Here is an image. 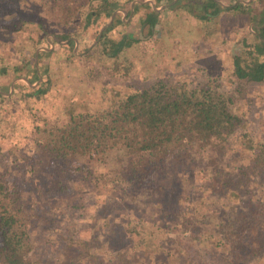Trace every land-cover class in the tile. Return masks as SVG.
Segmentation results:
<instances>
[{
	"label": "trees",
	"instance_id": "1",
	"mask_svg": "<svg viewBox=\"0 0 264 264\" xmlns=\"http://www.w3.org/2000/svg\"><path fill=\"white\" fill-rule=\"evenodd\" d=\"M25 1L40 18L0 4V27L29 46L12 40L14 57L0 56V264H264V0H175L159 10L145 0ZM118 8L126 13L99 33ZM165 11L207 35L229 24L238 44L230 71L158 76L61 123L30 121L28 146L14 151L19 118L50 89L43 60L53 49L37 51L36 85L16 80L5 93L16 76L37 80L33 53L48 33L71 56L77 39L82 56L116 60L148 40ZM252 108L256 129L245 117ZM196 154L206 164L189 185ZM22 157L25 168L11 167ZM25 173L36 177L29 192ZM49 229L53 246L40 239Z\"/></svg>",
	"mask_w": 264,
	"mask_h": 264
},
{
	"label": "rangeland",
	"instance_id": "2",
	"mask_svg": "<svg viewBox=\"0 0 264 264\" xmlns=\"http://www.w3.org/2000/svg\"><path fill=\"white\" fill-rule=\"evenodd\" d=\"M223 1V4H227L230 0ZM0 4L4 5L5 8L14 7L13 9L34 17L32 14L34 6L27 5L25 0H0ZM165 14L166 17H175L178 20L173 18L164 26L165 17L161 16L159 26L156 27L155 33L148 40H143L129 47L125 56H119L116 60L111 58L102 59L97 57V55L94 57L82 56V53L77 50L80 45L77 39H75L77 41L75 49L73 50L72 48L73 56L69 54L68 49L53 43L50 48L53 49L52 54L43 60L45 63L49 62L50 89L45 95L43 102L34 104L33 115L30 116L27 112L22 114V119L19 118V122L22 121L23 124L21 127L16 125L18 127L15 129V133H19V136H22L20 139L22 142L13 147L14 151L21 152L22 149L28 146L27 138H24L23 135L27 136L29 134L30 121H34V123L36 121L61 123L66 119L69 112L100 109L110 101L118 98L131 86L146 84L158 76L163 77L171 74L173 77H187L201 67L208 71L223 74L230 71V55L236 52L238 44L235 36L230 32L229 24L227 29L218 26L214 34L207 35L205 31L200 30L194 23L189 25L183 22V19H186L185 17L169 11H165ZM34 18H40L38 9ZM180 19L182 21H179ZM170 27L173 29H170ZM131 28L133 32L136 31L134 26ZM184 28L192 29L185 31L187 34H184ZM167 29L168 32H166ZM11 30L12 25L8 28L0 27V56H3L6 61L14 57L11 52L13 50L11 48L13 46L12 40H16V43L17 41L24 42L25 45L23 43L22 47L25 53L29 49L20 32L17 30L11 32ZM169 36L171 40L165 42L164 38ZM84 41L81 40V45ZM47 43V46H49L48 41ZM92 43L93 41L90 46L95 42ZM16 56L19 55L16 54ZM127 61L129 64L127 65L128 73L120 72L121 66L125 63L127 64ZM115 62L118 64L117 68H113ZM254 104L255 107H258L257 98H255ZM9 107L18 109V104L11 101L9 102ZM258 115L256 108H252L245 113L249 126L253 129L258 128L261 124L258 120ZM255 132L257 133V131ZM20 161L23 168H25L27 164L24 157L11 164V167L17 163L14 166L16 167L18 163L20 164ZM205 164L204 159L200 155L196 154L193 156L187 161L183 180H187L189 185H193L194 177L199 175V170L203 169ZM24 177L26 181L21 182V179L18 180L20 181L19 185L21 184L29 192L27 185L32 183L29 179L36 183V177L26 173ZM204 203L205 201L203 205L208 204V202ZM119 212V209H115L112 214H118ZM48 216L50 215L48 214ZM52 220L59 221V216L56 215ZM54 237L49 229L48 232L45 231V233L41 234L40 239L43 243L53 246ZM41 240L36 241L41 242ZM197 250L200 251V249Z\"/></svg>",
	"mask_w": 264,
	"mask_h": 264
},
{
	"label": "water",
	"instance_id": "3",
	"mask_svg": "<svg viewBox=\"0 0 264 264\" xmlns=\"http://www.w3.org/2000/svg\"><path fill=\"white\" fill-rule=\"evenodd\" d=\"M148 1L150 2V4H151V6H152L153 9H155V10H159V9H161V8H163V7H165V6L169 5V4H171V3H173L175 0H171L169 3H167V4H163V5H160V6H155L150 0H148ZM245 1H247V0H245ZM133 2H134V1L131 2L130 8L132 7ZM224 5H226V4H224ZM118 10L122 11L123 14L126 13V11H125L124 9H122V8L115 9V10L110 14L108 21H107L106 23L102 24V25L99 27V30H98L99 33L101 32L102 28H103L105 25H107V24L111 21V19H112L114 13H115L116 11H118ZM128 17H129V16H128ZM128 17H127V18H128ZM248 28L250 29V24L248 25ZM97 39H98V37L93 41V43L96 42ZM52 40H53V36H52L50 33H48V34H47V41L49 42V46H38V47L35 48L34 53H33V57H34V58H33V59H34L33 61H34V65H35L36 70H37V51H38L39 49H47V50H49V49L51 48L52 44H53V41H52ZM93 43H92V44H93ZM76 45H77V41L74 39L73 50L75 49ZM37 73H38V78H37V80H36L35 82H33V83H30V82L27 80V78H26L25 76H16V77L12 78L11 81H10V83H9V90H8V92H6L5 94H9V93L12 91L13 83H14L16 80H19V79H20V80H23L24 82H26V83H27L28 85H30V86H34V85H36V83H37V82L40 80V78H41V76H40L38 70H37Z\"/></svg>",
	"mask_w": 264,
	"mask_h": 264
},
{
	"label": "crops",
	"instance_id": "4",
	"mask_svg": "<svg viewBox=\"0 0 264 264\" xmlns=\"http://www.w3.org/2000/svg\"><path fill=\"white\" fill-rule=\"evenodd\" d=\"M132 1H135V0H132ZM132 1H130V3H129V5H131V2ZM145 1H148V0H145ZM151 2H152V0H150ZM149 2V1H148ZM153 3V2H152ZM160 6V5H159ZM122 12V11H121ZM123 14V13H122ZM124 15V14H123ZM165 17V19H164V22H165V24H164V26H166V24L168 23V21L169 20H172L173 18H174V20H178V18L176 19L175 17H173V18H171V17H166V14H165V12L164 13H162L161 15H160V17ZM160 17H159V23H160ZM127 19V18H126ZM125 19V20H126ZM179 21H182L181 19L179 20ZM183 22H185V23H187V24H189V25H191L192 24V22L191 21H189V20H187V19H183ZM157 26H159V25H156V27ZM170 29H173V28H171L170 27ZM190 29H192V28H190ZM190 29H187V28H184L183 29V33L184 34H187L185 31H187V30H190ZM166 32H168V29H167V31ZM179 37H183V36H179ZM164 40H165V42H168V40H171V38H170V36L168 37V38H164ZM166 45H168V44H166Z\"/></svg>",
	"mask_w": 264,
	"mask_h": 264
}]
</instances>
